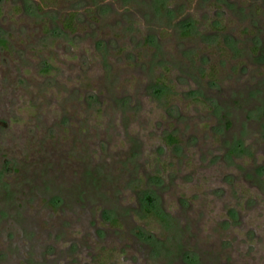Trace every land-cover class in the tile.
<instances>
[{
    "label": "rangeland",
    "instance_id": "374dc122",
    "mask_svg": "<svg viewBox=\"0 0 264 264\" xmlns=\"http://www.w3.org/2000/svg\"><path fill=\"white\" fill-rule=\"evenodd\" d=\"M0 40V264H264V0H0Z\"/></svg>",
    "mask_w": 264,
    "mask_h": 264
},
{
    "label": "trees",
    "instance_id": "16d2710c",
    "mask_svg": "<svg viewBox=\"0 0 264 264\" xmlns=\"http://www.w3.org/2000/svg\"><path fill=\"white\" fill-rule=\"evenodd\" d=\"M72 22H73V17H70V18L66 21L64 27H65V28H68V29H71ZM0 44L4 45L5 42L2 41V40H0ZM166 140H167V142H168L169 144H172V145H174V144H176V143L178 142V139L174 138L173 136H169ZM148 210H149V209H148Z\"/></svg>",
    "mask_w": 264,
    "mask_h": 264
},
{
    "label": "flooded vegetation",
    "instance_id": "af4514ba",
    "mask_svg": "<svg viewBox=\"0 0 264 264\" xmlns=\"http://www.w3.org/2000/svg\"><path fill=\"white\" fill-rule=\"evenodd\" d=\"M189 259L191 264H195V262L193 261L194 258L190 257Z\"/></svg>",
    "mask_w": 264,
    "mask_h": 264
}]
</instances>
